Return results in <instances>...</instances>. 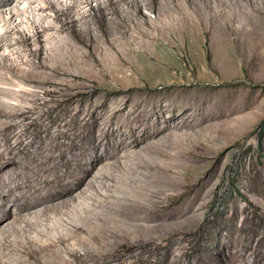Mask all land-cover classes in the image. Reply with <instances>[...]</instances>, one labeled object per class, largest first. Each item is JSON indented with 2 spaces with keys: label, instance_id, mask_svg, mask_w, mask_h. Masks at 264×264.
<instances>
[{
  "label": "rangeland",
  "instance_id": "obj_1",
  "mask_svg": "<svg viewBox=\"0 0 264 264\" xmlns=\"http://www.w3.org/2000/svg\"><path fill=\"white\" fill-rule=\"evenodd\" d=\"M160 1H143L148 21L123 5L128 18L147 32L141 42L97 51L81 46L74 58L53 64L57 73L39 69L30 82L7 74L16 92L0 94L12 104L0 111V127L5 122L15 127L0 128V152L6 157L14 152L31 173L44 175L53 167L61 173L77 169L85 159L105 152L98 167L114 172L108 167L111 155L130 154L123 144L145 137L136 147L145 160L157 153L151 144L166 150L162 160L172 165L175 180L160 199L154 198L159 205L99 197L83 205L72 202L78 212L72 208L41 218L42 225L44 220L55 223L54 237L66 232L72 220L84 227L59 245L71 264H264V0H212L209 10L198 0L197 11L204 8L205 17L197 15L195 6L190 9L201 17L198 30L175 27L165 16L153 22L159 8L166 9L168 0ZM99 2L89 0L79 9L95 13ZM187 3L183 0L181 8L187 10ZM41 14L38 18L47 14L45 26L57 11L47 8ZM33 15L26 13L31 22ZM31 22L10 34L19 53L14 50L17 54L1 72L12 61L19 70L30 68L27 60L39 62L32 55L37 46L28 40L37 30ZM110 28L118 37L117 27ZM48 34L43 36L46 47ZM48 151L56 155L52 165H37ZM22 164L0 159V191L9 194L4 202L0 199V215L9 214V223L35 216L20 206L35 190L29 182L30 188L21 184L29 178ZM161 168L153 179L165 186L168 174ZM55 191L48 185L41 190ZM121 202L126 204L124 215H133L142 228L131 226L125 232L120 225L113 227L110 213L106 232L93 229L105 219L104 206ZM39 229L27 234L37 238ZM16 255L27 258L19 251Z\"/></svg>",
  "mask_w": 264,
  "mask_h": 264
},
{
  "label": "bare ground",
  "instance_id": "obj_2",
  "mask_svg": "<svg viewBox=\"0 0 264 264\" xmlns=\"http://www.w3.org/2000/svg\"><path fill=\"white\" fill-rule=\"evenodd\" d=\"M87 1L89 0H0V51H7L6 53L4 52L0 67L4 68L3 64L11 59L10 56L19 53V51L15 50L16 43H13L9 36L14 31L19 32L21 25L27 27V24L31 22L30 17H27L26 13H33V16H35V20L31 24L37 30L28 40L33 39L34 44L37 46L32 55L39 57L37 64H34L31 59L29 61L27 60L24 64L30 65V68L26 70H19V64L12 61L11 64L5 67V71H0V94L8 95L16 92L14 87L9 86L13 85V83L12 78L8 77L7 74H10L12 77L17 76L25 82H30L36 76L38 73L37 70L39 69V73H46L47 71L57 73L59 68L53 64L62 62L68 57L74 58L81 46H90L92 51H97L119 45L123 46L132 42L138 43L144 37H148L147 32L141 28L140 24L135 22L133 20L134 18L129 19V13L125 14L126 9H123V5L128 8H133V11L137 15L143 16L148 21L150 18L142 11L144 0H100L98 7L95 9V13L87 12L86 10L81 11L79 9L81 4ZM157 1L161 2L160 0ZM202 1L205 2V7L209 10L210 4L213 1ZM182 2L183 0H168L166 9L162 11L160 7L158 12L159 17L157 16L158 18L152 21H162L163 19L160 17L165 16L169 19V23L175 27L185 25L189 30H198V22L201 17H205L204 8H201V11H197L198 0H188L189 4H185L188 8L186 7L187 10H185L181 8ZM194 6V11H197V15L201 17L197 18L192 10H190ZM47 8H55L57 16L52 23L44 26L43 19L47 18V14L43 18H38L39 16L37 15L39 13L43 15ZM152 10L155 11L156 7ZM217 13L219 12L217 11ZM180 14H182L183 18H180ZM12 23L13 26L11 25L12 27L10 29H4L7 24ZM110 25L117 27L118 31L116 30V33L119 32L118 37L115 36L116 34L113 36ZM50 31L54 33H50ZM98 31L100 32L99 34L97 33ZM48 32L49 34L46 40L50 42V46L46 47L43 43V36ZM63 33H66V36L62 35ZM11 106L12 104L0 99V111H6ZM14 127L15 125L12 122H5L1 124L0 128L1 131H4L6 129H13ZM11 134L12 136L17 135ZM145 139L147 137L143 140ZM143 140L123 144V147L132 151L130 154L123 156L118 154L111 155L110 158L113 159V162L108 167H113L115 169L114 172L104 171V165H102L103 167H98L99 163L104 161L106 152L100 155L94 152L95 154L91 156L90 160L85 159L77 169L68 170L67 168V170L61 173L53 167L51 168L50 174L44 175L40 172L31 173L30 170L32 168L22 164L20 157L15 156L14 152L7 153L13 154V157H6L4 152H0L1 160L11 159L14 163L24 165L23 173L25 176H29V178L21 184L30 188V185L27 184L29 182L35 188V190L30 191L32 194L25 195L26 199L24 203L20 204L22 210L31 211L35 215L34 217H15L13 223H9V214L0 215V264H32L33 261L37 264H71L64 256L66 251L59 248V245H64L66 242H69L70 235L84 227L72 220L71 227L66 232H58L59 235L54 237L51 234V230L55 223L52 225L53 222L44 220L45 222L42 225L41 221L43 219L41 218H44L49 212L60 214L61 211L67 209L72 210V208L75 209H73L75 212H78L81 209H78L76 205L73 206L72 202L74 201H79L82 204L84 200L88 199L92 200L102 197L106 200L113 197L115 200H124L125 203H139L151 200L155 205H159L161 202L154 198L160 199V192L167 188V185L174 184L175 178L172 177V173L174 174V172H170L172 165L168 161L162 160V158L167 156L165 154L166 150L158 143L149 145L157 153L154 156L152 154V156H149L152 159L145 160L146 158L142 155L143 152L136 148L138 143ZM55 157L56 155L53 151H50V153L48 151V154L41 161L38 160L37 165L41 167L45 164L52 165ZM161 167L166 168V173L168 174L165 186L160 185L157 182L158 180H155L157 179L155 177L156 172L161 170ZM143 170L149 173L147 174ZM95 171L96 173H94ZM47 185L56 187L57 191L53 194L42 193L41 190ZM20 187H23V185ZM116 192L120 194H116ZM6 196H9V194L0 191V199L2 202L6 200ZM31 197L38 199V202H30ZM125 203L121 202L115 206H104L106 208L105 219H101V224L93 226V229H101L106 232V223H109L107 217H109L110 213H113V216H115V218L113 216L111 217L113 227L120 225L125 232H128L131 226L134 227V230L138 227L142 228L143 224L138 225L139 220L134 218L133 215L130 216L129 213L124 215ZM68 213L70 212L68 211ZM81 218L84 219L85 217L81 216ZM21 221L25 223L24 226L21 224ZM12 225L13 228L7 229L8 227H12ZM38 227L40 229L37 238H33L27 234V231L32 229L37 230ZM57 228L59 229V227ZM17 251L27 258H18L19 256L17 255L14 256ZM70 252L73 254L72 251ZM41 257H45L46 261H41Z\"/></svg>",
  "mask_w": 264,
  "mask_h": 264
}]
</instances>
